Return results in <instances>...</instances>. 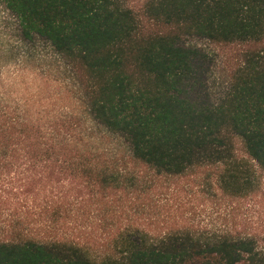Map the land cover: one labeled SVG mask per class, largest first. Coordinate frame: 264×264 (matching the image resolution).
Masks as SVG:
<instances>
[{"label":"trees","instance_id":"16d2710c","mask_svg":"<svg viewBox=\"0 0 264 264\" xmlns=\"http://www.w3.org/2000/svg\"><path fill=\"white\" fill-rule=\"evenodd\" d=\"M0 1L72 68L99 130L0 107V168L24 210L0 264H264V0ZM190 38L237 48L217 98ZM189 176L225 205L219 229L187 216Z\"/></svg>","mask_w":264,"mask_h":264},{"label":"rangeland","instance_id":"374dc122","mask_svg":"<svg viewBox=\"0 0 264 264\" xmlns=\"http://www.w3.org/2000/svg\"><path fill=\"white\" fill-rule=\"evenodd\" d=\"M187 43L195 44L209 54L208 87L210 95L217 98L225 88L229 64L237 48L200 38H190ZM76 86L72 68L53 51L48 42L38 38L32 42L21 39L16 17L0 1V107L9 109L20 119L42 124L60 121L67 114L74 113L81 121L84 120V126L92 127L77 99ZM87 132L99 134L98 127L88 128ZM108 146H111L110 143ZM9 172L7 168H0V236L10 234L12 229L9 224L24 214V210L15 212L23 204L15 197L16 190L13 189L20 184L17 180L19 176L12 179L11 176L16 175ZM191 180L195 182L193 190L196 193L188 190ZM260 181V190L264 194V175ZM198 184L199 178L193 179V176L176 184L182 188L181 197L187 202L184 209L191 213L187 216L194 224L217 230L223 226L225 205L216 197L201 192Z\"/></svg>","mask_w":264,"mask_h":264}]
</instances>
